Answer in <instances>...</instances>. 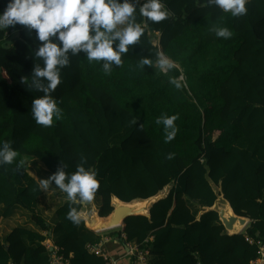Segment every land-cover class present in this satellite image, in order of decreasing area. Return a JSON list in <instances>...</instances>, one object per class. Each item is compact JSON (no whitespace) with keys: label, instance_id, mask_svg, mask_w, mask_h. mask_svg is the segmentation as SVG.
Masks as SVG:
<instances>
[{"label":"trees","instance_id":"trees-1","mask_svg":"<svg viewBox=\"0 0 264 264\" xmlns=\"http://www.w3.org/2000/svg\"><path fill=\"white\" fill-rule=\"evenodd\" d=\"M6 4L0 0V12ZM164 4L169 16L160 22L137 14L145 33L109 74L83 51L69 52L70 64L52 94L61 117L50 127L38 125L31 112L33 98L43 95L32 77L35 65L43 66L35 56L43 42L19 24L0 30V143L11 141L17 151L12 164L0 165L5 207L0 218L15 205L24 208L42 231L62 234L54 243L70 264L104 263L86 247L95 235L84 220L75 224L67 218L70 207L81 211L82 202L71 204L63 192L67 199L54 210L57 221L51 226L37 210L42 191L26 171L24 156L52 174L64 164L66 172H75L86 157V167L100 181L95 194L100 217L112 210V196L124 202L144 199L170 184L167 195L149 207V216L127 217L120 232L147 249L150 258L157 256L153 264H251L257 246L246 236L264 241V0H248L246 14L236 17L207 0ZM214 26L229 28L232 36L217 37ZM157 51L175 62L172 70L155 66ZM146 56L154 66L141 69L139 59ZM178 77L180 88L170 83ZM165 114H178L170 142L156 122ZM168 153L174 154L171 159ZM207 177L221 184L235 213L250 219L240 233L228 234L215 211L195 220L187 201L201 209L216 198ZM48 237L14 227L0 240V264H47L42 242Z\"/></svg>","mask_w":264,"mask_h":264},{"label":"clouds","instance_id":"clouds-1","mask_svg":"<svg viewBox=\"0 0 264 264\" xmlns=\"http://www.w3.org/2000/svg\"><path fill=\"white\" fill-rule=\"evenodd\" d=\"M248 0H207L233 17L246 14ZM138 9V13H137ZM137 14L151 22H160L169 16L164 0H7L0 12V30L9 29L17 24L29 32L35 30L36 38L43 42L35 51L42 59L43 66L36 64L32 70L33 83L43 95L33 98L31 112L35 122L44 127L54 123V117H61L57 99L52 95L61 83V71L70 64L69 52L76 55L83 51L88 61L102 62L103 71L109 74L113 65L122 64V54L141 40L145 27L137 22ZM211 31L217 37L228 39L232 32L227 27L214 26ZM118 41L116 47L113 43ZM155 66L162 72L175 67V62L163 52L155 53ZM154 66L149 56L139 59L138 67ZM46 81V82H45ZM22 82L26 83L25 77ZM170 83L176 88L182 86L181 80L173 78ZM178 114L162 115L157 118L163 124L165 142L172 141L177 134L175 121ZM136 123L135 118L132 121ZM173 153H168L171 159ZM17 151L11 141L0 143V165L12 164ZM86 157L76 166L75 172H66L67 165L58 167L47 178H40L39 189L47 192L54 185L67 194L71 204L92 201L100 187L97 173L86 167ZM67 218L80 223V215L75 207H70Z\"/></svg>","mask_w":264,"mask_h":264},{"label":"crops","instance_id":"crops-1","mask_svg":"<svg viewBox=\"0 0 264 264\" xmlns=\"http://www.w3.org/2000/svg\"><path fill=\"white\" fill-rule=\"evenodd\" d=\"M157 34L158 33H156V36H157ZM155 38H157V37H155ZM155 38H154V40H155ZM30 175H32L39 182V180L37 179V177L35 175H33V174H30ZM169 188H170V184H168L164 187L166 192L169 191ZM57 189H59V188H57ZM164 189L162 191H164ZM44 195H45V193L42 191V194L37 199V210L46 219V221L51 226H54L56 221H57L54 210L56 209L57 206L54 207L53 212L49 211V212H47L48 215H45V213H44L45 210L43 208H40V206L42 207V205H43L42 197ZM66 199H67L66 195L63 194V201L61 203H63ZM100 203H101L100 197L98 195H95L94 199L92 201L82 202L81 211L85 212L88 208H91L94 212H97V208L99 207ZM187 203H188V206L190 207V209L192 210V212L194 210H193V207L191 205H196L197 212L195 214L197 215L198 212L200 211V209H199L200 206L197 204V202L194 200H188ZM4 210H5L4 205L0 203V214ZM46 210H49V208ZM80 212H79V215H80ZM80 217H81V215H80ZM17 226L24 227V228L36 231V232L41 233V234L49 235V237L46 238L42 242L44 244H46L47 242H51L55 245L54 240L56 241L62 237V234H60V233L52 235L51 232L46 233V232L42 231L31 220L30 213L27 210H25L24 208H22L18 205H15L9 209V211L5 217L0 218V240L4 241L6 236L10 233V231L14 227H17ZM122 226H123V224L118 226L117 228L106 229V231L102 230L104 232H101L100 234H97L95 231L90 230L88 227H86V230H90L95 235V242H93V243H102L101 244L102 250L105 253L117 258V261H118L117 264H135L133 251L137 247V245H136L134 240L126 241L124 239V236L120 234ZM152 259L156 260V259H158V257L152 256L151 261H152Z\"/></svg>","mask_w":264,"mask_h":264},{"label":"water","instance_id":"water-1","mask_svg":"<svg viewBox=\"0 0 264 264\" xmlns=\"http://www.w3.org/2000/svg\"><path fill=\"white\" fill-rule=\"evenodd\" d=\"M92 169V167L90 168ZM207 181L209 185L211 186L214 194L216 195V198L211 206H204L202 209L198 212V214L195 216V220H199L200 216L207 212V211H215L218 214V219L223 225L224 229L226 232L230 235L232 234H238L240 233L244 227L247 225V223L250 221V219L247 216L239 215L234 212L233 208L231 207L229 201L224 197V194L222 192L221 184L220 183H215L212 179L207 177ZM168 191L166 190L162 193H156L150 197L144 198V199H139L140 201H148V207L145 205V213H130V212H125L126 206L125 204H129V202H124L121 201L119 198L112 196L111 197V202L110 205L112 207V210L109 212V214L106 216L107 217V224L102 227V229L96 228V227H91L83 214L81 215V218L84 220V224L86 227L93 231H101V230H106V229H111L118 227L123 224L124 220L132 215H144V216H149V207L151 206L152 203L156 202L157 200L165 197L167 195ZM116 199V200H114ZM122 205V206H118ZM147 204V203H146ZM87 212H94L91 208H88L85 211V214ZM98 215L97 212H94ZM99 216V215H98ZM100 217V216H99ZM106 217H101V218H106Z\"/></svg>","mask_w":264,"mask_h":264},{"label":"built area","instance_id":"built-area-1","mask_svg":"<svg viewBox=\"0 0 264 264\" xmlns=\"http://www.w3.org/2000/svg\"><path fill=\"white\" fill-rule=\"evenodd\" d=\"M249 243H254L257 246L256 256L251 264H264V241L261 239H253L249 236L245 238ZM102 243H88L86 245L90 252H93L103 258V264H117V258L105 253L101 247ZM49 252V261L47 264H70L67 258H64L58 253V247L51 242L45 244ZM135 264H153L150 254L147 249L142 250L137 247L133 251ZM9 264H14L10 262Z\"/></svg>","mask_w":264,"mask_h":264},{"label":"rangeland","instance_id":"rangeland-1","mask_svg":"<svg viewBox=\"0 0 264 264\" xmlns=\"http://www.w3.org/2000/svg\"><path fill=\"white\" fill-rule=\"evenodd\" d=\"M154 41L155 42L157 41L156 38H155ZM235 47H236V45L234 46V48ZM181 77H178L177 79H180ZM183 79L184 78H182L183 85H184L185 89L187 90V92H189V88L187 86V81L183 80ZM210 87H211L210 84L207 85L205 90L209 91ZM124 130H126V128ZM124 130H122V132ZM118 135L119 134H117L116 137H118ZM23 161H24V167H25L26 171L29 174L35 175L39 181H40V178H47V177H49L52 174V173L48 172L47 170L46 171H41V167L43 168L44 165L40 161H38L36 158H32L31 156H24ZM63 194L64 193H62L60 189H57V187L54 185V183L49 187V189L47 190L45 195L42 197L43 205H42V207L40 206V208H43L45 210L44 211L45 215H48L47 212H49V211L53 212L54 207L58 206L63 201ZM191 206L193 207V210H194L193 212L196 213L197 212L196 205H191ZM48 208H49V210H46ZM247 225H248V223H247ZM115 228H117V227H115ZM104 231H106V230H104ZM104 231L101 230V231H95V232L97 234H100L101 232H104Z\"/></svg>","mask_w":264,"mask_h":264},{"label":"bare ground","instance_id":"bare-ground-1","mask_svg":"<svg viewBox=\"0 0 264 264\" xmlns=\"http://www.w3.org/2000/svg\"><path fill=\"white\" fill-rule=\"evenodd\" d=\"M165 191V189H164ZM164 191H160L158 192L159 194H162ZM116 200V199H114ZM147 203V204H146ZM145 205L146 207H148V201H140L139 199H135V200H132L129 204H125L126 206V209H125V212H130V213H145ZM118 206H122V205H119ZM80 214H83L85 219L90 222V226L91 227H96V228H99V229H102L103 226H105L107 224V217L106 218H101L99 217L96 213L94 212H87L85 214V212L81 211Z\"/></svg>","mask_w":264,"mask_h":264}]
</instances>
